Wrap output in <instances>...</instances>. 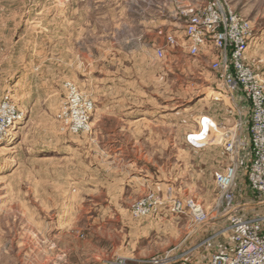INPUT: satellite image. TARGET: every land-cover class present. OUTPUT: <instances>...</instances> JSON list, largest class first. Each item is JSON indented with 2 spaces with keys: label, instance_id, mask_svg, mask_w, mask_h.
Instances as JSON below:
<instances>
[{
  "label": "rangeland",
  "instance_id": "obj_1",
  "mask_svg": "<svg viewBox=\"0 0 264 264\" xmlns=\"http://www.w3.org/2000/svg\"><path fill=\"white\" fill-rule=\"evenodd\" d=\"M211 1L0 0V123L10 111L18 115L0 129L8 136L0 140V264H150L159 258L134 256V221L161 209L179 214L170 209L178 201L183 212L189 200L205 215L189 212L197 223L216 216L205 199L210 209L216 203L227 211L229 240L231 215L264 221V194L248 181L250 104L243 93L249 118L239 161L238 124L223 120L230 100L219 71L230 76L231 68H209L219 54L211 46L192 57L182 39L175 47L165 40L180 30L187 8ZM220 1L251 23L254 40L243 62L264 84V0ZM83 102L87 127L78 128ZM210 116L229 128L207 135L199 120ZM197 132L202 140H191V148L188 135ZM128 160L135 162L126 166ZM208 166L235 169L230 202ZM166 188L173 196L162 194ZM148 196L161 203L136 212Z\"/></svg>",
  "mask_w": 264,
  "mask_h": 264
},
{
  "label": "built area",
  "instance_id": "obj_2",
  "mask_svg": "<svg viewBox=\"0 0 264 264\" xmlns=\"http://www.w3.org/2000/svg\"><path fill=\"white\" fill-rule=\"evenodd\" d=\"M186 19L180 30L166 35L168 46L175 47L182 39L187 53L195 57L207 46L219 51L217 58L209 62V68L217 71L221 67L231 68V75L224 76L225 85H236L250 104V146L252 158L249 165L248 181L253 190L264 194V84H261L256 75L250 71L243 62V57L250 48L254 33L251 23L234 13L220 0L206 2L199 7H189L184 11ZM179 32L180 34H177ZM180 37H179V36ZM163 49L156 51V56L162 58ZM73 103L80 102V96L70 89ZM83 102L80 115L75 126L87 127V116L83 113ZM90 103L85 109L90 108ZM18 115L10 111L6 121L0 123V129L8 127ZM12 121V122H11ZM211 126H214L211 123ZM192 135H188L190 138ZM6 135H0V140ZM229 148V146H228ZM214 182L221 189L223 198L231 201V186L235 178V169L232 166L222 171L214 172ZM161 203L152 196H148L136 204V212L146 213L156 209L155 204ZM191 215L204 218L198 207L187 201ZM180 201L174 202L171 211L183 212ZM228 229L231 232L232 251L229 253H215L200 264H264V221L258 219H245L231 215ZM115 264H125L117 261ZM150 264H164L161 259H154Z\"/></svg>",
  "mask_w": 264,
  "mask_h": 264
},
{
  "label": "crops",
  "instance_id": "obj_3",
  "mask_svg": "<svg viewBox=\"0 0 264 264\" xmlns=\"http://www.w3.org/2000/svg\"><path fill=\"white\" fill-rule=\"evenodd\" d=\"M181 26L182 24L176 25L177 28ZM183 45H185V43H183ZM205 53H207L206 50L201 52V55L206 56ZM209 58L213 59V55L211 54ZM219 73V80L226 88L223 90V93L230 100V109L228 107L226 114H224L225 118L223 120L226 121L228 126L232 124H238L239 131L237 132L238 148L236 151V159L239 161V159L242 158L240 155L241 150H243V146L247 144L245 134L247 133L248 129V106L243 98L241 90L236 85L226 86L223 83V78L224 76L228 75V71L226 69H221ZM174 114H176V112ZM210 119L212 120V123L215 124V127L213 128V126H208V129H211L207 131V135L215 132L217 136L219 135V131L229 128L227 126H220L222 121L216 116H210ZM120 130V128L116 127L112 130V132L114 133ZM191 140L196 142L194 141L195 139L190 137L187 139L188 146L191 148L196 147L197 145L192 143ZM128 162H131L133 165L135 161L128 160L126 166H128ZM194 162L196 163V166H198V162ZM206 170L207 175L214 178V166L211 168L208 166L206 167ZM148 174L149 173H147L145 177L148 178ZM126 177L128 179L130 178V175H127ZM134 177L135 176L132 178ZM191 177L197 178L199 177V174L194 172ZM146 180L150 181L149 178ZM162 194H166V196L172 195L168 188H166L165 193L162 192ZM207 201V199L203 201V205L207 206L206 212L208 214L215 212L216 216L214 218H208L203 223H197L187 211L179 214H173L167 209H161L155 217H151L146 220H139L136 222L134 221L133 230L135 234V240L133 247L135 248L134 256L136 259L145 261L153 258H159L164 263L175 262L178 264H197L207 259L211 253L215 251L223 253L229 252L230 248L232 247V242L229 240L230 238L226 237L225 232L223 231L225 215L227 211H224V213L217 211L219 209L217 208L216 203L213 201L212 202L215 206L213 209H210L209 206L212 204L207 205Z\"/></svg>",
  "mask_w": 264,
  "mask_h": 264
},
{
  "label": "bare ground",
  "instance_id": "obj_4",
  "mask_svg": "<svg viewBox=\"0 0 264 264\" xmlns=\"http://www.w3.org/2000/svg\"><path fill=\"white\" fill-rule=\"evenodd\" d=\"M203 121V124H201V122ZM201 121V119L199 120V123H200V126H201V128H200V130L202 129V130H205V131H209V129H208V126H209V124L207 123V121H209V122H211L208 118H203V120ZM210 127V126H209ZM205 131H204V133L203 134H205ZM202 133H200L199 134V132H197V133H195V134H192V136L191 137H193V138H195L196 140L195 141H199V140H202V138H201V134ZM201 135V136H200ZM6 137H8V136H6ZM4 139H7V138H2V140H4ZM3 143V142H2Z\"/></svg>",
  "mask_w": 264,
  "mask_h": 264
}]
</instances>
